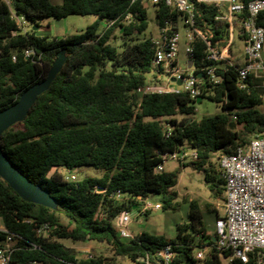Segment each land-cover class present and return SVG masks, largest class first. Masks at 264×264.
Here are the masks:
<instances>
[{"label": "trees", "instance_id": "trees-1", "mask_svg": "<svg viewBox=\"0 0 264 264\" xmlns=\"http://www.w3.org/2000/svg\"><path fill=\"white\" fill-rule=\"evenodd\" d=\"M191 4L195 33L189 61L197 74L207 64L205 42L223 48L228 25L216 20L217 6L196 0ZM151 7L156 32L166 23L177 28L176 12L162 3ZM12 15L28 22V29H19ZM68 16L97 20L61 39L38 37L33 30L42 19ZM258 24L264 27V13ZM147 29L143 0H61L60 5L50 0H0V111L43 81L58 53L64 56L58 74L23 122L1 136L0 147L10 163L56 201L55 210L24 202L0 180V243L8 235L14 242L8 264H114L112 258L102 256L80 259L74 249L59 242L64 239L106 244L114 257L131 263L146 259L149 264H161L156 254L168 245L174 254L171 264H222V258L230 257L215 249L214 235L206 233L195 201L189 202V222L176 226L173 240L148 232L125 240L112 224L120 212L137 210L150 194L160 195L161 208L176 207V194L170 189L177 184L178 171L157 173L156 167L163 154L182 147L196 153L192 166L204 171L212 199L223 202V180L219 169L213 168L212 156L229 155L264 135V114L258 109L264 106V88L252 76L239 88L235 67L225 63L216 70L219 84L201 86V98L220 104V114L194 121L190 117L197 100L185 93L137 94V88L155 78L154 35H144ZM116 30L120 52L110 45ZM26 50L33 53L29 58L23 55ZM80 167L99 171V176L70 182L59 172ZM95 186L105 194L95 193ZM114 191L123 200L110 199ZM204 207L216 213L215 221L221 217L215 206ZM42 224L50 228L46 236L38 233ZM199 251H206L202 260L195 257ZM229 264L242 263L232 259Z\"/></svg>", "mask_w": 264, "mask_h": 264}, {"label": "built area", "instance_id": "built-area-1", "mask_svg": "<svg viewBox=\"0 0 264 264\" xmlns=\"http://www.w3.org/2000/svg\"><path fill=\"white\" fill-rule=\"evenodd\" d=\"M6 1V0H4ZM207 3L209 0H196ZM211 2V1H210ZM227 15L219 14L216 20L226 22L228 25V40L226 46L231 43L232 33L237 29L243 37L242 52L244 63L236 67L224 52V48L215 49L207 42L205 61L207 64L197 70L202 78L196 76V71H182L177 66L178 57V33L170 23L157 30V36L152 38L154 54L151 62L152 73L155 78L135 91L144 95H179L185 93L191 100H198L202 96L201 86L204 84L217 85L220 77L216 74L219 64L225 63L229 67H235L239 80V88L244 87L247 77L264 78V27L258 24V17L264 13V0H251L242 3L237 0H225ZM144 4L162 3L165 7L179 15V21L188 29V45L185 49L189 57L192 53L191 43L195 33V16L191 0H143ZM16 25L23 32L28 29V22L15 15L11 16ZM33 53L24 51L25 58ZM14 60V57L12 58ZM188 70V69H187ZM191 70V69H189ZM171 79L174 81L171 82ZM164 80V81H163ZM176 81L180 84L177 85ZM232 119H235L232 117ZM182 147L173 153H165L161 156V164L156 167V172H163V165L167 160L182 162L185 158L196 160V153L187 154ZM220 176L223 180V214L214 223V247L218 251L228 252L230 261L236 259L242 264H264V137L258 136L247 145L237 147L229 155H221L217 159ZM66 181L77 182L78 178L69 173L64 177ZM97 194H105L104 189L97 186L93 188ZM108 197L114 201L123 200L124 196L119 191L111 192ZM159 204L151 206L142 202L137 209V221L149 211L160 209ZM130 218L128 212H120L113 220L117 235L125 240L134 236L129 232ZM49 226L42 224L38 233L46 236ZM3 230V229H2ZM13 236L8 235L0 243V264H8L10 254L13 252ZM156 257L161 264H171L174 254L171 247L165 246ZM202 260L204 251L195 255ZM92 255L87 254L84 260H89ZM132 264H149L146 259Z\"/></svg>", "mask_w": 264, "mask_h": 264}, {"label": "rangeland", "instance_id": "rangeland-1", "mask_svg": "<svg viewBox=\"0 0 264 264\" xmlns=\"http://www.w3.org/2000/svg\"><path fill=\"white\" fill-rule=\"evenodd\" d=\"M52 3H59L60 0H51ZM147 8V18H148V29L144 35L152 33L154 36H157L154 25V13L151 5L145 4ZM225 13V9H223ZM97 20L94 16H68L61 20L53 19H42L38 22L39 28H37V33L40 35L47 36L49 38L55 35L57 30V35H75L79 31L84 30L86 27L92 25ZM100 27L104 26L103 22H100ZM62 33V34H61ZM178 33V57H177V66L182 71H192L187 70L186 66L189 62V57L185 53V49L188 45L187 35L189 31L185 28L182 23L179 21L177 25ZM115 40H111L110 45L116 47L117 51H121V40L119 38V31H115ZM243 44L237 39V34H233V43L232 50L233 52L242 53ZM189 73V72H188ZM148 79L151 78V75H148ZM259 79V87L264 88V78L261 76ZM164 81V80H163ZM195 110L191 119L194 121H199L202 117L211 116L215 114L222 113L220 104L212 102L206 98H200L196 101ZM261 113L264 114V106L258 108ZM180 119V118H177ZM264 137V135H260ZM187 154L191 153V149L186 150ZM220 155L215 154L212 156L213 168L215 172H218V161ZM193 160L190 158H185L182 162L175 160H167L163 165V172H173L178 171L177 175V184L170 189L171 192L176 194L175 202L177 203L174 209H163L160 207L159 210L149 211L145 216L140 218L141 223H138L137 210H131L128 212L130 218V223L128 225L129 232L136 236L141 232H148L150 234L162 235L167 240H173L176 236V226L184 225L189 222L188 217V206L189 202H197L201 216L202 223L206 233L210 236L214 235V221L216 219V213L213 211L206 210L204 204H211L215 206L218 210V214L221 216L223 214V202L215 201L212 199V195L208 190V184L205 182V173L203 170H196L192 166ZM63 177H68L71 172L78 179L88 175V176H99V171H96L90 167H80L73 171H59ZM146 203L151 206L159 204L161 206L160 195L150 194L148 195ZM113 224V223H112ZM114 226V224H113ZM0 229H2L0 222ZM59 242L67 247L74 249L78 258L83 259L87 254L92 256H102L104 258H112L114 264H129V261L121 258L114 257L111 253L109 247L103 243H97L95 241L87 242H73L71 240H59ZM206 254V251H204ZM229 258H222V264H229Z\"/></svg>", "mask_w": 264, "mask_h": 264}, {"label": "water", "instance_id": "water-1", "mask_svg": "<svg viewBox=\"0 0 264 264\" xmlns=\"http://www.w3.org/2000/svg\"><path fill=\"white\" fill-rule=\"evenodd\" d=\"M33 30L36 31L37 27L33 26ZM63 62L64 56L61 53H58L56 59L48 70L45 79L27 88L18 97V100L14 104L3 111H0V140L2 134L6 130L15 124L23 122L29 110L34 105L37 97L49 88L51 82L63 65ZM191 66V62L189 61L186 68L189 70L191 69ZM196 76L202 78L201 74H196ZM173 81L174 80L171 79V82ZM176 84L179 85L180 82L176 81ZM230 127L233 128L234 125L230 124ZM0 180L7 184L22 201L42 206L50 210L56 209V201L50 196L49 192L30 182L20 171H18V169L14 167L2 153L1 147Z\"/></svg>", "mask_w": 264, "mask_h": 264}, {"label": "crops", "instance_id": "crops-1", "mask_svg": "<svg viewBox=\"0 0 264 264\" xmlns=\"http://www.w3.org/2000/svg\"><path fill=\"white\" fill-rule=\"evenodd\" d=\"M211 1V2H210ZM51 2V0H50ZM52 3V2H51ZM54 5H60L61 4V0L59 3H52ZM206 4H211V5H215L218 7L219 9V12L220 14L222 15H227V4L225 2V0H209V2H207ZM223 9H225V13L223 11ZM55 35L51 38H57V39H61V38H64L65 35H57L58 32L57 30L55 31ZM236 33L237 34V39L239 41L242 42L243 44V40L240 39L238 36L241 35L240 32L237 30V29H234L233 33H232V38H231V43L230 45L227 47L226 45L223 47L224 48V52L226 53V55L229 57V59L231 60V62L236 65L237 67H241L244 63V56H243V52L242 53H239V52H236L232 50L231 46H232V43H233V34ZM62 34V33H61ZM38 37H47V36H44V35H40V34H36ZM49 38V37H47ZM222 49V48H221ZM192 68V66H191ZM3 229V228H2ZM0 229V230H2ZM129 264H132L131 262H129Z\"/></svg>", "mask_w": 264, "mask_h": 264}]
</instances>
